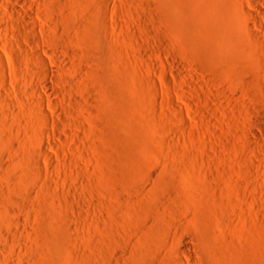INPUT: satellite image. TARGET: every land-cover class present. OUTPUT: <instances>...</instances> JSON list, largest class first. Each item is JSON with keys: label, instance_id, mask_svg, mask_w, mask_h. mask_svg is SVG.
<instances>
[{"label": "rangeland", "instance_id": "obj_1", "mask_svg": "<svg viewBox=\"0 0 264 264\" xmlns=\"http://www.w3.org/2000/svg\"><path fill=\"white\" fill-rule=\"evenodd\" d=\"M252 1H15L63 79L53 99L68 122L43 123L26 94L37 63L0 23L14 103L0 81V242L17 233L15 264H264V33L249 17L264 27V0ZM5 3L2 23L32 36Z\"/></svg>", "mask_w": 264, "mask_h": 264}, {"label": "bare ground", "instance_id": "obj_2", "mask_svg": "<svg viewBox=\"0 0 264 264\" xmlns=\"http://www.w3.org/2000/svg\"><path fill=\"white\" fill-rule=\"evenodd\" d=\"M10 1V3H8V4H2L3 6L5 5V8L7 9V11H8V13H9V15L11 16V17H13L18 23H20V24H23L25 27H26V29H28L31 33H32V36H29V37H27V36H25L24 34H22L20 31H18V30H16V29H12V28H10L9 26L10 25H8V24H6V23H2V22H4V20L2 21V17H1V21H0V23H1V27L3 28V30L5 31V33H6V35H8L9 36V38H13V37H15V39H17V42L14 44L15 45V47H14V45L13 46H8V48L7 49H12L13 47L15 48V50H18L19 51V53H20V56H21V58L23 57H28V58H30V60L32 59L33 61H35L36 63H37V65H35V66H37V69H38V77H41L42 78V83L40 84V85H36V86H33L32 88H29V89H27L26 90V94L28 93V95H31L32 97H33V103L35 104V106H36V108L38 109V113H40V117H41V119H42V121H43V123L44 124H46V125H48V126H52V127H54V129L56 128V130L57 131H60V128H62V127H60V126H62L64 123L65 124H67L68 122L66 121V119L64 118V116L60 113V111H59V106H58V103L53 99V96H55L54 94H55V89H54V87H53V85H52V83H54V82H61V81H63V79H61L62 77H60V74H58L59 72H57V73H54L53 71H51L48 67H47V65H46V60H44L39 54H38V52H36V51H32V49L31 48H33V50H34V48H36L37 46H38V44H39V39H38V37L36 36V30L38 29V28H36V24H34L33 25V23H31V19H33V17H32V14H28V15H25L19 8H18V6L16 5V3H15V1H18V2H22V3H24V4H22V5H27V6H30V2H29V0H9ZM258 1H260V0H253L252 2H258ZM19 4V3H18ZM21 4V3H20ZM19 4V5H20ZM21 5V6H22ZM260 6V5H259ZM257 8V11H258V13H259V15L264 19V6H263V8H261V7H258V6H256ZM26 8V7H25ZM32 9V8H31ZM6 11V12H7ZM7 13V14H8ZM3 15V14H2ZM1 15V16H2ZM6 16V15H5ZM249 17L251 18V20H252V23H253V25H257V26H259L260 28H261V30L260 31H262V33H264V27L262 26V24L260 23V21L257 19V17L256 16H254V15H251V14H249ZM34 20V19H33ZM22 25V26H23ZM28 31V32H29ZM31 35V34H30ZM20 40H25V42H26V44H23ZM5 47V46H4ZM10 47V48H9ZM17 48V49H16ZM4 49H6V48H4ZM7 49L5 50L6 52H7ZM31 49V50H30ZM9 51V50H8ZM10 52V51H9ZM12 52H14V51H12ZM47 52V51H46ZM8 55H10V56H8ZM7 56H8V59L9 60H12L11 58H12V56H11V54L9 53ZM14 58V57H13ZM17 58H18V56H17ZM20 58V59H21ZM22 58V59H23ZM51 58V57H50ZM54 58V57H53ZM56 58V57H55ZM19 59V60H20ZM15 60V59H14ZM18 59H16L15 61H19ZM20 61H22V60H20ZM2 62V61H1ZM0 62V63H1ZM23 62V61H22ZM12 63V62H11ZM18 63V62H17ZM23 64V63H22ZM16 65V64H15ZM32 65V64H31ZM19 66H20V63H19ZM22 66V65H21ZM24 66H25V64H24ZM23 66V67H24ZM61 68V67H60ZM0 69H1V72H4V73H6L5 71H6V66H5V64L4 63H2V65L0 66ZM15 69V68H14ZM33 69V68H32ZM11 70V69H10ZM8 71V70H7ZM30 72H32L31 70H30ZM14 72H12V74H13ZM59 76H58V75ZM14 75H15V73H14ZM12 76V75H11ZM16 76V75H15ZM3 78V80H0V81H2L3 82V86H4V90L7 92V95H8V93L10 94V89H8V87H7V79H5V77H2ZM1 78V79H2ZM66 78V77H65ZM67 83V82H66ZM55 84H57V83H54V85ZM60 85V84H59ZM62 86V85H61ZM15 87V86H14ZM19 88V87H18ZM44 92L45 93V95L47 94L48 96H47V98L49 99V104H48V108H46V106H45V104L47 105V103L45 102V100L43 99L44 97L41 95V92ZM60 94V93H59ZM62 94V93H61ZM60 94V95H61ZM44 95V96H45ZM13 96V95H12ZM28 97V96H27ZM6 98V97H5ZM4 98V100L2 101L3 103H5L6 105H8V106H12L14 103H13V99L11 98V97H9V95H8V97L5 99ZM12 100H11V99ZM157 99V98H156ZM72 100V99H71ZM69 102V101H68ZM60 103V102H59ZM33 104V105H34ZM79 105V104H78ZM34 106V107H35ZM50 108V110L52 109V112H53V114L50 112H48V110L47 109H49ZM66 108V107H65ZM64 108V109H65ZM37 109H36V111H37ZM63 109V108H62ZM70 112V111H69ZM57 116H55V115ZM68 114V113H67ZM56 117V118H55ZM40 119V118H39ZM67 122V123H66ZM63 123V124H62ZM41 138V137H40ZM63 140V142L65 141V140H68V137L66 136V135H63V133H62V135H59V133H58V136H55L54 135V138L51 136L50 137V134H48V133H45V134H43V140L42 141H44L45 142V144L46 145H48V146H50V147H55L56 145H57V143L56 142H59V143H61L60 141H62ZM70 140V139H69ZM65 143V142H64ZM55 152H57V155H58V150H55ZM61 153V152H60ZM59 153V154H60ZM44 154V157L45 158H47V159H49V157L50 156H48L46 153H43ZM59 156V155H58ZM52 159V158H51ZM50 160V159H49ZM51 161V160H50ZM53 161V160H52ZM51 161V162H52ZM55 161V160H54ZM52 165V163L50 164V166ZM41 167V166H40ZM52 167V166H51ZM63 167H65V166H63ZM43 170V169H42ZM51 171V170H50ZM59 171V170H58ZM46 174V173H45ZM55 180H57V179H55ZM48 183V182H47ZM62 183V182H61ZM50 185V184H49ZM58 185V184H57ZM3 195V194H2ZM29 197V196H28ZM30 198H31V196H30ZM29 199V198H28ZM28 203V202H27ZM24 204H25V202H24ZM22 205V204H21ZM79 205V204H78ZM6 206V205H5ZM26 204L24 205V206H22L21 207V211H23V209L24 208H26ZM20 207V206H19ZM83 207V206H82ZM85 209V208H84ZM19 210V209H18ZM79 211V210H78ZM23 214V213H22ZM18 215V214H17ZM23 218V217H22ZM14 223L15 224H17V226H23L24 224V222H22V219H21V217L20 218H15L14 220ZM25 226V225H24ZM13 228V227H12ZM21 229V228H20ZM20 229L18 230V231H20ZM6 231V230H5ZM17 231V232H18ZM29 232V231H28ZM8 233H10V232H8ZM16 235H17V233H16ZM16 235H15V231H14V233H10V234H8L7 235V237H3V239H4V244H6V245H3V244H1V242H0V264H15V262L13 261L14 259H17V256H16V254H13L11 251H9L10 249H9V247H15V242H16ZM20 235V234H19ZM2 236H6V234L5 235H2ZM2 238V237H1ZM2 240V239H1ZM3 242V241H2ZM18 243V242H17Z\"/></svg>", "mask_w": 264, "mask_h": 264}]
</instances>
